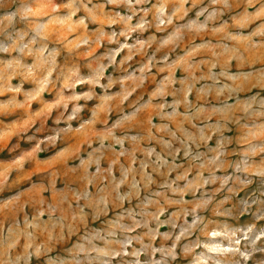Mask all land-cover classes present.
Listing matches in <instances>:
<instances>
[{
    "label": "rangeland",
    "instance_id": "374dc122",
    "mask_svg": "<svg viewBox=\"0 0 264 264\" xmlns=\"http://www.w3.org/2000/svg\"><path fill=\"white\" fill-rule=\"evenodd\" d=\"M0 264H264V0H0Z\"/></svg>",
    "mask_w": 264,
    "mask_h": 264
}]
</instances>
